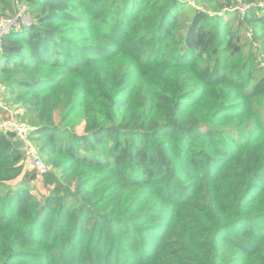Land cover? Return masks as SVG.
I'll return each mask as SVG.
<instances>
[{"label": "trees", "instance_id": "trees-1", "mask_svg": "<svg viewBox=\"0 0 264 264\" xmlns=\"http://www.w3.org/2000/svg\"><path fill=\"white\" fill-rule=\"evenodd\" d=\"M23 8L0 121L48 171L0 129V264H264V0Z\"/></svg>", "mask_w": 264, "mask_h": 264}, {"label": "built area", "instance_id": "built-area-1", "mask_svg": "<svg viewBox=\"0 0 264 264\" xmlns=\"http://www.w3.org/2000/svg\"><path fill=\"white\" fill-rule=\"evenodd\" d=\"M237 9L244 11L246 9V6L244 5H239L237 7ZM24 13V8L18 10L16 16L14 18H1L0 19V38L2 36V34H4L5 32L10 31L12 28L19 27L20 23L22 24V20H21V16ZM1 104V103H0ZM0 129L3 130H10L13 131L17 134V138H24L29 146L28 148L24 149L26 151V156L24 159L25 163L28 162H33L34 163V167L36 168L37 172H38V176H42L43 174H45L48 171V168L45 166V164L42 162V160L39 158L37 151H30V150H36L29 141V134L30 132L33 130V128L23 122H20L16 115L15 112H11L10 115L1 120L0 121ZM32 154V156H31Z\"/></svg>", "mask_w": 264, "mask_h": 264}, {"label": "rangeland", "instance_id": "rangeland-1", "mask_svg": "<svg viewBox=\"0 0 264 264\" xmlns=\"http://www.w3.org/2000/svg\"><path fill=\"white\" fill-rule=\"evenodd\" d=\"M21 20H22V22H23V24H26V23H31L30 21V19L28 18V14H23L22 16H21ZM16 27V26H15ZM30 151H36V150H30ZM31 156H32V154H31ZM25 167L27 168V169H34L35 167H34V163L31 161V162H28V163H25ZM37 188H38V191L39 192H42V193H47V190L43 187V184H42V179H38V181H37Z\"/></svg>", "mask_w": 264, "mask_h": 264}, {"label": "water", "instance_id": "water-1", "mask_svg": "<svg viewBox=\"0 0 264 264\" xmlns=\"http://www.w3.org/2000/svg\"><path fill=\"white\" fill-rule=\"evenodd\" d=\"M13 145L19 149H26L29 146L28 142L24 138L15 139L13 141Z\"/></svg>", "mask_w": 264, "mask_h": 264}, {"label": "crops", "instance_id": "crops-1", "mask_svg": "<svg viewBox=\"0 0 264 264\" xmlns=\"http://www.w3.org/2000/svg\"><path fill=\"white\" fill-rule=\"evenodd\" d=\"M28 18L31 20V17H30L29 15H28ZM31 21H32V20H31ZM31 21H30V22H31Z\"/></svg>", "mask_w": 264, "mask_h": 264}]
</instances>
